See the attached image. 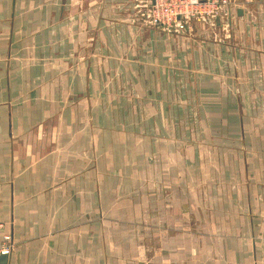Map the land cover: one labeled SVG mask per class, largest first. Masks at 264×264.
Here are the masks:
<instances>
[{"label":"crops","instance_id":"crops-1","mask_svg":"<svg viewBox=\"0 0 264 264\" xmlns=\"http://www.w3.org/2000/svg\"><path fill=\"white\" fill-rule=\"evenodd\" d=\"M139 1L0 0L6 264H264V0Z\"/></svg>","mask_w":264,"mask_h":264},{"label":"rangeland","instance_id":"rangeland-1","mask_svg":"<svg viewBox=\"0 0 264 264\" xmlns=\"http://www.w3.org/2000/svg\"><path fill=\"white\" fill-rule=\"evenodd\" d=\"M225 6L229 5H222L214 9L211 3L204 6L194 5L190 3V0H142L133 5L132 8L143 25L165 32L180 33L183 41L184 39L187 41L185 28L189 23L192 24L194 21H198L208 26H214L215 17L218 13H223L222 10ZM164 8L168 13L178 12V19L173 23L167 20L162 12ZM155 17L161 18L163 22L155 23ZM177 21L181 23V27L176 24Z\"/></svg>","mask_w":264,"mask_h":264},{"label":"built area","instance_id":"built-area-1","mask_svg":"<svg viewBox=\"0 0 264 264\" xmlns=\"http://www.w3.org/2000/svg\"><path fill=\"white\" fill-rule=\"evenodd\" d=\"M233 0H190V3L194 4V5H206L207 3H211L212 4V8L217 9L218 7L222 6V5H230L231 2ZM163 15L167 18V20H170L172 23L178 19V12H170L168 13L166 8L163 9ZM154 22L155 23H160L163 22L161 20V18H154ZM177 25H179L181 27V23L179 21H177L176 23ZM3 222L0 218V238H1V242H0V255L1 254H8L12 248V244L9 243L11 240V236L7 233H3Z\"/></svg>","mask_w":264,"mask_h":264},{"label":"water","instance_id":"water-1","mask_svg":"<svg viewBox=\"0 0 264 264\" xmlns=\"http://www.w3.org/2000/svg\"><path fill=\"white\" fill-rule=\"evenodd\" d=\"M7 261V254L0 255V264H6Z\"/></svg>","mask_w":264,"mask_h":264}]
</instances>
